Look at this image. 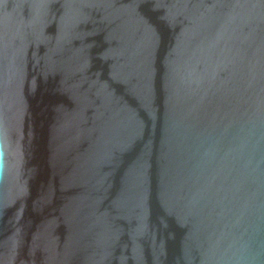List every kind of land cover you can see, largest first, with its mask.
Masks as SVG:
<instances>
[{"label": "water", "instance_id": "water-1", "mask_svg": "<svg viewBox=\"0 0 264 264\" xmlns=\"http://www.w3.org/2000/svg\"><path fill=\"white\" fill-rule=\"evenodd\" d=\"M0 264H264V0H0Z\"/></svg>", "mask_w": 264, "mask_h": 264}]
</instances>
